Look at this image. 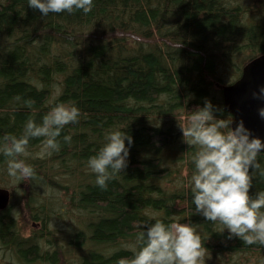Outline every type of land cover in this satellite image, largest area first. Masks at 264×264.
I'll return each instance as SVG.
<instances>
[{
	"label": "trees",
	"instance_id": "obj_1",
	"mask_svg": "<svg viewBox=\"0 0 264 264\" xmlns=\"http://www.w3.org/2000/svg\"><path fill=\"white\" fill-rule=\"evenodd\" d=\"M260 53L264 0H94L88 13L47 16L27 0H0V136L19 134L29 115L39 120L56 102L81 108L58 152L41 156L43 138L30 140L26 159L38 176L17 182L18 212L39 228L24 234L11 203L0 210V264H116L132 255L125 245L150 213L194 223L205 264H264V245L229 237L219 221L193 212L196 146L179 126L205 98L231 119L219 85ZM116 127L133 136L128 164L101 189L87 159ZM258 159L264 164V152ZM5 168L0 155V186L10 190ZM253 180L250 195L264 189V177ZM65 213L71 229L51 227Z\"/></svg>",
	"mask_w": 264,
	"mask_h": 264
},
{
	"label": "clouds",
	"instance_id": "obj_2",
	"mask_svg": "<svg viewBox=\"0 0 264 264\" xmlns=\"http://www.w3.org/2000/svg\"><path fill=\"white\" fill-rule=\"evenodd\" d=\"M27 4L47 16L77 10L88 13L94 0H27ZM252 95L264 99V84ZM23 103L31 106L35 101L27 98ZM217 111L223 109L205 98L203 105H196L179 125L183 140L196 146L191 157L194 172L188 181L191 204L195 205L193 212L206 220L219 221L229 237L234 235L246 244L264 245V189L249 194L254 176L258 173L264 177V164L258 159V154L264 152V139L252 135L243 119L232 127L233 117H218ZM258 112L264 118V106ZM80 116L81 108L75 102L60 101L39 120L35 112L29 115L19 134L5 132L0 136V155L5 158L8 176L17 182L37 177L36 166L26 159L30 155V140L43 138L41 156L58 152L65 125L78 122ZM123 129L106 131L104 143L87 159V168L95 173V183L101 189H107L108 182L127 167L133 136ZM62 139L71 142V134ZM148 216L135 222L139 230L134 240L125 245L132 255L117 258L116 264H205L206 247L194 223L178 219L169 223L153 219L154 213Z\"/></svg>",
	"mask_w": 264,
	"mask_h": 264
},
{
	"label": "water",
	"instance_id": "obj_3",
	"mask_svg": "<svg viewBox=\"0 0 264 264\" xmlns=\"http://www.w3.org/2000/svg\"><path fill=\"white\" fill-rule=\"evenodd\" d=\"M264 84V53L247 60L239 76L233 81L219 85L222 94V105L233 117L232 127L243 119L251 134L264 139V118L258 109L264 106V99L253 96V91H259V85ZM264 151V149H261ZM11 191L0 186V210L10 202Z\"/></svg>",
	"mask_w": 264,
	"mask_h": 264
},
{
	"label": "rangeland",
	"instance_id": "obj_4",
	"mask_svg": "<svg viewBox=\"0 0 264 264\" xmlns=\"http://www.w3.org/2000/svg\"><path fill=\"white\" fill-rule=\"evenodd\" d=\"M8 183L10 185L9 188L11 190L10 211L18 218V224H19L20 229H22V232L24 234H28L31 229H38L39 228L38 222L29 221L28 214L26 212L21 213V215L18 212L20 195L23 191L22 187H24V184H23V186L21 185V186H18V188H17V186H16L17 181H14V179L12 177H10V180ZM45 192L47 193V190H45ZM51 194H55V193L52 191ZM57 194H60V193H57ZM53 202L56 203V200ZM67 215H68L67 213H65L63 215V217H65V218L67 217L66 219L55 218L54 220L50 221L51 227L54 226V228H57V229H71L72 226L70 224L72 223V220H69V218H68L69 216H67ZM2 252L3 251L0 250V259L3 256Z\"/></svg>",
	"mask_w": 264,
	"mask_h": 264
}]
</instances>
